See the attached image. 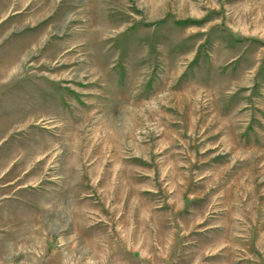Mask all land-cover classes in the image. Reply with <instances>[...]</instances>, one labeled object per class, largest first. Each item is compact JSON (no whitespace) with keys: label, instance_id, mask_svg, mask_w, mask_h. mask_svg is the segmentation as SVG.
Here are the masks:
<instances>
[{"label":"rangeland","instance_id":"374dc122","mask_svg":"<svg viewBox=\"0 0 264 264\" xmlns=\"http://www.w3.org/2000/svg\"><path fill=\"white\" fill-rule=\"evenodd\" d=\"M0 264H264V0H0Z\"/></svg>","mask_w":264,"mask_h":264}]
</instances>
